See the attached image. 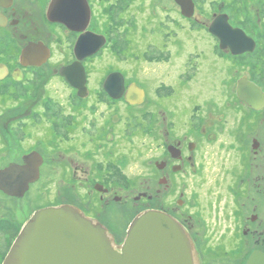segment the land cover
I'll list each match as a JSON object with an SVG mask.
<instances>
[{
  "label": "flooded vegetation",
  "instance_id": "flooded-vegetation-1",
  "mask_svg": "<svg viewBox=\"0 0 264 264\" xmlns=\"http://www.w3.org/2000/svg\"><path fill=\"white\" fill-rule=\"evenodd\" d=\"M136 1L125 0L120 13L134 12ZM186 1L171 0L172 7L202 31L186 82L202 76L209 90L193 93L186 105L173 103L174 114L191 115L177 134L161 105L165 95L181 93L184 81L153 86L135 76L147 60L160 63L173 54L166 42L145 31L154 44L144 40L159 52L148 56V46H138L144 41L132 40L135 26H127L125 47L115 41V58L103 57L120 27L104 15L117 4L104 12V0H0V264L35 210L61 204L102 223L117 244L136 215L162 210L189 233L198 264H246L253 252H264V0H192L191 17L182 13ZM219 15L228 23L224 45L210 29ZM175 36L173 45L182 46ZM232 47L249 49L234 53ZM119 60L135 67H121ZM75 63L84 69V95L62 72ZM113 72L124 79L118 98L104 87ZM213 76L218 79L208 85ZM242 79L259 87L256 107L238 96ZM132 83L145 92L141 103L125 98ZM223 149L233 155L226 188L200 193L194 183ZM8 168L16 171L2 178ZM25 176L32 178L26 190ZM45 188L59 193L41 202ZM213 205L220 206L219 218L212 217Z\"/></svg>",
  "mask_w": 264,
  "mask_h": 264
},
{
  "label": "water",
  "instance_id": "water-1",
  "mask_svg": "<svg viewBox=\"0 0 264 264\" xmlns=\"http://www.w3.org/2000/svg\"><path fill=\"white\" fill-rule=\"evenodd\" d=\"M183 15H193V1L183 5ZM224 15H219L211 24V31L219 35L222 45L225 42ZM228 24V23H227ZM224 25V26H223ZM105 39L88 52L97 51ZM81 47L77 45V49ZM249 48L232 47L234 53H242ZM84 57V56H82ZM81 57V58H82ZM72 73L69 75L68 72ZM65 72L73 85L84 95L85 74L80 63L68 67ZM105 89L113 96L120 97L124 92V79L121 73H111L104 82ZM259 87L254 83L239 81L238 96L249 105L256 107L259 101ZM255 95V97L253 96ZM144 90L132 83L125 95L130 103H141ZM31 165L30 162H28ZM32 167H24V173H32ZM10 170L2 173V178ZM38 174V167H36ZM1 175V174H0ZM30 177L25 176V190ZM4 188L5 184L2 183ZM12 188V187H11ZM3 264H198L195 246L189 233L170 214L157 209H147L134 217L129 224L122 243L117 244L108 229L86 216L76 206L61 204L39 208L24 223L12 244ZM246 264H264V252H253Z\"/></svg>",
  "mask_w": 264,
  "mask_h": 264
},
{
  "label": "rangeland",
  "instance_id": "rangeland-1",
  "mask_svg": "<svg viewBox=\"0 0 264 264\" xmlns=\"http://www.w3.org/2000/svg\"><path fill=\"white\" fill-rule=\"evenodd\" d=\"M143 0H137L134 6V12L122 14L121 12V6L125 3V0H104V12L109 8L111 9V5L117 4V6L114 8L112 15L110 13H105L104 18L106 23H112V26H120L118 28V32L114 31V33L111 36V45L110 47L105 50L103 57L104 58H115L116 50L119 48V46L125 47L126 42L124 39V34H126L127 26H135V32L131 30V37L134 42V44H138L141 41H144L143 43H139L138 46L142 48H146L148 46L150 55H158V50L155 48V46L149 44L151 42L154 44L155 41H160L161 39L166 42L168 51L173 52V54L168 55L167 59H164L163 62H156L153 60V62H149L148 60L144 63L143 66H141L136 71V77L138 79H141L142 81H151L152 85H159L162 83L166 84H178L179 80L184 81L185 86L190 87H182L181 93L178 89H175V91L172 94L165 95L164 101L161 105V108L167 113L166 117L170 118L169 120V128H173L174 132L177 134L181 133L183 131L184 124L191 119L188 114H183L181 112H176L175 114L172 112V106L173 103L179 100L180 105H186L189 103L190 98L193 96L192 94L197 93L201 89L209 90V86H206L205 80L202 76L199 77V80L191 79L190 83L186 82L187 76L192 74L194 72L193 68L196 65L195 57H197V52H201V50H194V40H198L199 33H202V31L196 32V28L193 25V22L190 20H187L185 18H182L179 13L172 7L173 4L171 0H153L150 5H143ZM145 2H149V0H144ZM159 2L158 3H156ZM204 6H207L206 4H203ZM164 6L165 8L163 9ZM120 8V9H118ZM201 8V6H200ZM156 9V12H153V10ZM200 19L203 21L204 17L202 15H198ZM150 26V27H149ZM160 30V32H158ZM148 31L150 33L151 38L145 37L144 32ZM160 33V34H159ZM178 35V37H181V41L183 42L182 46L180 44L175 42V39ZM149 41L146 42L145 40ZM180 39V38H179ZM117 42V45L114 49L111 48L114 45V42ZM202 48V47H200ZM214 51L213 49L211 50ZM114 52V53H113ZM166 53V52H165ZM167 54V53H166ZM165 54V55H166ZM217 56V55H216ZM216 56L214 58H216ZM144 62V61H143ZM215 62H218V59ZM118 65L125 68H130L132 66L135 67L134 64L124 62L122 60H119ZM136 67L138 65L136 64ZM120 68V67H119ZM179 78V79H178ZM218 79L217 76L210 77L207 80V84L209 85L212 81ZM167 87H164L160 93L163 95L162 91L166 90ZM217 92V91H216ZM202 99L205 97L204 95L201 96ZM183 116V117H182ZM163 117V115H162ZM172 118H175V120H172ZM166 122V120H165ZM142 139V137H141ZM137 144V142H136ZM220 155V156H219ZM214 157H211V159H208L207 162V168L209 169L205 176H201L199 178L198 183H194V188H197L200 193L204 192L208 188H226L225 187V181L227 179L226 170H227V163L228 158L233 159V155L230 157L228 155V152H226L224 149L219 154H214ZM54 186V185H53ZM196 186V187H195ZM47 189L45 192L41 191L39 194V200L43 202L44 200L48 199L49 197H54L56 194H58L59 188H45ZM190 190V189H188ZM61 192V191H60ZM62 193V192H61ZM63 195V193H62ZM215 196V194L210 195ZM59 197V196H58ZM62 199V196L59 197ZM208 199V198H207ZM40 202V201H39ZM40 202L39 206L42 205ZM206 198L202 201V205H205ZM220 206L213 205V210L211 211L212 217L216 216V218H219L220 213H218V209ZM202 209V208H201ZM193 210H199L197 208ZM217 212V215H216ZM209 213V212H208ZM208 213L205 215V217L208 216ZM211 224H209V229L211 232ZM222 226H220L221 228ZM219 228V229H220ZM209 232V233H210ZM215 232L218 233V228L216 227Z\"/></svg>",
  "mask_w": 264,
  "mask_h": 264
}]
</instances>
